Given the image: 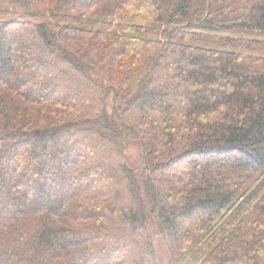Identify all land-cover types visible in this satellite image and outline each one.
Segmentation results:
<instances>
[{"label": "trees", "instance_id": "trees-1", "mask_svg": "<svg viewBox=\"0 0 264 264\" xmlns=\"http://www.w3.org/2000/svg\"><path fill=\"white\" fill-rule=\"evenodd\" d=\"M0 6V264H264V0Z\"/></svg>", "mask_w": 264, "mask_h": 264}, {"label": "rangeland", "instance_id": "rangeland-1", "mask_svg": "<svg viewBox=\"0 0 264 264\" xmlns=\"http://www.w3.org/2000/svg\"><path fill=\"white\" fill-rule=\"evenodd\" d=\"M0 8L5 9L7 7L0 6ZM39 16H42V15L39 13ZM241 37L245 40H257L259 41V43H256L255 45L249 48H245V49L235 48L234 50L245 52L248 54L264 56V33H252V34L245 33V34H241ZM90 144L91 146L93 145V143L91 142ZM126 154L130 158V160L134 163L136 161L138 162L141 153H140V149L137 144H131L130 146H127ZM85 182L91 183L92 181L89 182L88 180H86ZM152 227L154 226L151 224V230H153L154 231L153 233L155 234V245L157 248L160 264H172L171 259L173 258V256L168 247L167 238L162 233L158 231L156 232L154 229H152Z\"/></svg>", "mask_w": 264, "mask_h": 264}]
</instances>
